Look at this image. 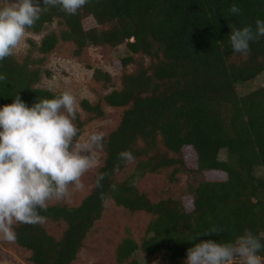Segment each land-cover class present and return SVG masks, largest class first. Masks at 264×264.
<instances>
[{"label": "trees", "instance_id": "1", "mask_svg": "<svg viewBox=\"0 0 264 264\" xmlns=\"http://www.w3.org/2000/svg\"><path fill=\"white\" fill-rule=\"evenodd\" d=\"M233 4L239 14L229 12ZM88 17L96 27L84 28ZM257 19L264 20V0H90L75 15L59 7L41 14L28 31L39 33L54 22L60 30L38 46L31 44L40 63L66 42L74 45L76 56L89 47L125 46L129 55L118 65L134 69L123 73L119 89L95 103L82 101L84 118L76 112L75 144L88 123L104 118V106L122 110L117 126L104 135L103 147H92L103 160L90 191L76 206L57 203L40 213L44 222L65 225L61 236L51 235L43 222L15 224L14 242L28 253L30 264H73L108 203L128 214L150 216L138 242L126 231L115 248L116 264H139L138 256L184 264L195 243L231 241L245 229L264 243V87L244 95L236 90L264 73V37L250 43L249 55L233 52L229 43L233 27L251 25L255 31ZM33 63L13 56L0 61V74L7 76L0 81V107L12 103L15 94L29 107L62 94L36 87L41 73ZM93 80L106 89L112 84L111 76L98 69ZM124 150L135 159L120 161ZM99 173L107 174L102 188L96 186ZM162 173L171 186L183 174L191 180L183 197L155 201L138 189L144 178ZM214 174L221 178L197 180ZM212 227L222 231L189 241ZM258 254L264 257V249Z\"/></svg>", "mask_w": 264, "mask_h": 264}, {"label": "clouds", "instance_id": "2", "mask_svg": "<svg viewBox=\"0 0 264 264\" xmlns=\"http://www.w3.org/2000/svg\"><path fill=\"white\" fill-rule=\"evenodd\" d=\"M90 0H6L0 7V61L14 55L21 47L27 48V30L34 28L43 12L59 7L68 15H75ZM240 7L233 4L231 14H239ZM264 37V20L251 25L233 27L229 43L233 52L251 53L250 43ZM7 76L0 74V81ZM77 101L65 91L52 98H42L30 107L15 94L12 103L0 107V239L14 242V224L38 225L45 217L49 201L68 198L72 192L84 188L81 177L94 167V158L88 148H102L104 134L92 133L87 145L75 144L79 129L76 120ZM120 161L130 162L133 154L124 150ZM106 173H99L97 188H102ZM103 195V194H101ZM222 229L212 227L202 234L219 235ZM264 249L261 238L251 230L233 240L218 242L201 240L187 249L184 264H264L258 253Z\"/></svg>", "mask_w": 264, "mask_h": 264}, {"label": "rangeland", "instance_id": "3", "mask_svg": "<svg viewBox=\"0 0 264 264\" xmlns=\"http://www.w3.org/2000/svg\"><path fill=\"white\" fill-rule=\"evenodd\" d=\"M5 4L6 0H0V7L5 6ZM83 26L85 29H91L96 27V23L91 17H88L84 20ZM59 30L60 27L56 22L44 26L39 33L27 30L25 37L27 48L21 47L12 56L19 62L25 57L33 60L34 63L31 67L38 69L41 73V78L36 87L55 93L71 92L77 101L76 112L80 114L81 118H84L85 115L80 109V103L84 100L95 103L106 92L119 89L123 73L132 72L134 67L128 66L125 70H122L118 65L120 59L129 55L125 46L113 49L108 46L89 47L84 49L80 56H76L74 54V45L66 42H60L50 54L45 55V58L40 63L38 60L41 59V55L31 44L38 46L44 36L50 33H57ZM96 69L111 76V87L103 88L101 82L93 80V72ZM259 87H264V73L251 82L238 84L236 90L239 95H244ZM104 110V118L88 123L84 127L82 135L78 139V145L81 147L87 145L92 133L102 132L106 135L117 126L122 110L106 106H104ZM87 150L94 158L95 164L93 168L81 177L84 188L72 192L68 198L60 201H49V205L58 203L76 206L90 191L95 180L96 171L102 164L103 154L92 147ZM219 159L225 160L224 151L220 152ZM190 160L192 161V159ZM128 167L130 170L133 164ZM260 174L261 172L258 171V175ZM205 178L219 179L221 176L214 174L207 177H198L197 180ZM188 181L191 180L183 174L179 176L178 183L171 186L167 182L166 174L162 173L160 175L147 176L137 187L141 192L147 193L151 199L157 201L162 197L167 198L171 195L175 198L183 197ZM185 201L189 202L188 200ZM185 206L187 210L190 209L188 203ZM149 219L150 216L145 213L128 214L122 209L116 208L112 203H108L101 221L96 224L93 232L86 238L84 246L73 264H116L114 261L116 246L128 235L127 232L138 242L144 235ZM43 226L56 238H59L65 229L64 224L57 225L51 222H43ZM136 259L139 264H165L162 256L153 258L138 256ZM0 264H30L28 262V253L19 248L15 242L0 239Z\"/></svg>", "mask_w": 264, "mask_h": 264}]
</instances>
